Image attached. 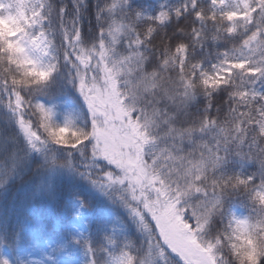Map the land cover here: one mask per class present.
Segmentation results:
<instances>
[{"label": "snow or ice", "instance_id": "obj_1", "mask_svg": "<svg viewBox=\"0 0 264 264\" xmlns=\"http://www.w3.org/2000/svg\"><path fill=\"white\" fill-rule=\"evenodd\" d=\"M0 264H264V0H0Z\"/></svg>", "mask_w": 264, "mask_h": 264}, {"label": "trees", "instance_id": "obj_2", "mask_svg": "<svg viewBox=\"0 0 264 264\" xmlns=\"http://www.w3.org/2000/svg\"><path fill=\"white\" fill-rule=\"evenodd\" d=\"M84 30L85 31H88L89 30V26H88V23H87V19L85 20V23H84ZM23 194H24L23 193V190L17 191L16 188H13L12 189V192L9 194V204H8V207L10 208L13 202H19V200L22 198ZM237 211L247 214L246 211L242 207L238 208ZM33 258H38V257H33Z\"/></svg>", "mask_w": 264, "mask_h": 264}, {"label": "rangeland", "instance_id": "obj_3", "mask_svg": "<svg viewBox=\"0 0 264 264\" xmlns=\"http://www.w3.org/2000/svg\"><path fill=\"white\" fill-rule=\"evenodd\" d=\"M237 215H246V214H244L242 212H237Z\"/></svg>", "mask_w": 264, "mask_h": 264}]
</instances>
